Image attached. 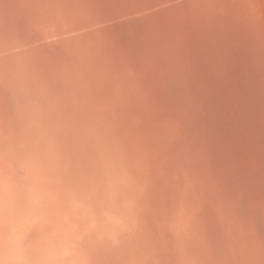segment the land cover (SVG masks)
<instances>
[{"label":"rangeland","instance_id":"374dc122","mask_svg":"<svg viewBox=\"0 0 264 264\" xmlns=\"http://www.w3.org/2000/svg\"><path fill=\"white\" fill-rule=\"evenodd\" d=\"M0 264H264V0H0Z\"/></svg>","mask_w":264,"mask_h":264}]
</instances>
